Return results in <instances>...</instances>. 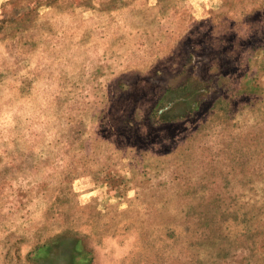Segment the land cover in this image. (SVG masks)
I'll return each mask as SVG.
<instances>
[{
    "label": "rangeland",
    "instance_id": "1",
    "mask_svg": "<svg viewBox=\"0 0 264 264\" xmlns=\"http://www.w3.org/2000/svg\"><path fill=\"white\" fill-rule=\"evenodd\" d=\"M0 264H264V0H0Z\"/></svg>",
    "mask_w": 264,
    "mask_h": 264
},
{
    "label": "crops",
    "instance_id": "2",
    "mask_svg": "<svg viewBox=\"0 0 264 264\" xmlns=\"http://www.w3.org/2000/svg\"><path fill=\"white\" fill-rule=\"evenodd\" d=\"M85 256H86V259H85V257H78V259L80 260V262L81 263H84L86 260H88V257H87V255L85 254ZM78 259H77V261H78Z\"/></svg>",
    "mask_w": 264,
    "mask_h": 264
}]
</instances>
